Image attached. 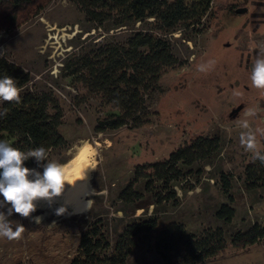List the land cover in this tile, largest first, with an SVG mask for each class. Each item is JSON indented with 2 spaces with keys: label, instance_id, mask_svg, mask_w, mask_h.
<instances>
[{
  "label": "rangeland",
  "instance_id": "obj_1",
  "mask_svg": "<svg viewBox=\"0 0 264 264\" xmlns=\"http://www.w3.org/2000/svg\"><path fill=\"white\" fill-rule=\"evenodd\" d=\"M228 5L246 10L230 14ZM19 21L12 29L0 30V51L30 73L29 87L51 88L62 105L59 130L68 147L51 150L49 158L65 165L82 145L93 146L94 154L87 174V208L73 212L45 201L32 214L43 218L40 224L13 214L10 219L23 224L26 231L19 240L0 238V264H65L80 231L90 222L101 218L103 230L113 239L127 220L148 215L157 218V228L172 220L182 221L195 233L221 226L228 245L199 264H264V237L245 247L230 243L232 233L264 224V185L253 190L245 187L244 165L251 154L239 143L236 119L242 117L245 106L264 108V92L253 88L249 79L252 61L264 46V0H214L198 29L180 27L172 32V52L183 63L167 68L157 90L146 97L151 111L147 122L99 132L94 128L96 119L109 106L81 83H69L61 67L99 39H121L127 29L110 27V23L94 27L71 0H50L38 14ZM209 59L216 61L215 67L199 72L197 65ZM251 124L264 127V112ZM199 134L218 135L220 147L208 160L186 167L189 172L173 183L176 204L154 202L144 182L135 186L143 193L141 202L153 201L146 209L118 200V191L130 180L135 164L163 159ZM260 143L264 145V138ZM37 170L43 172V168ZM221 172L232 183L235 212L227 224L215 216L217 207L227 202L219 182ZM61 207L65 211L57 215ZM155 232L140 234L126 264L162 263L152 243Z\"/></svg>",
  "mask_w": 264,
  "mask_h": 264
},
{
  "label": "trees",
  "instance_id": "obj_2",
  "mask_svg": "<svg viewBox=\"0 0 264 264\" xmlns=\"http://www.w3.org/2000/svg\"><path fill=\"white\" fill-rule=\"evenodd\" d=\"M49 1L0 0V30L12 29L20 18L38 14ZM71 1L96 28L110 23V27L127 29L121 39H99L91 49L72 56L61 67L69 83H81L87 92L99 95L104 106H109L96 119L95 130L144 124L151 113L145 104L146 97L157 90L167 68L183 63L172 52L171 33L180 27L198 29L210 13L214 0ZM231 6L228 5V13L233 14L235 8ZM5 75L16 79L22 91L19 104L0 105V111L7 110V115L0 117V139L24 151L39 146L49 152L67 148L68 141L59 130L64 112L54 91L29 87L30 73L0 55V77ZM219 147L218 135L199 134L172 149L163 159L135 164L130 180L118 191V200L132 204L134 209H146L153 201L176 204L173 183L189 172L186 167L208 160ZM25 166L42 168L34 159L25 161ZM243 174L247 189L264 185V165L259 161H248ZM140 182H144L143 187L152 194L153 201L141 202L143 193L136 187ZM219 182L227 202L217 207L215 216L227 224L235 212L231 206V178L221 172ZM157 222L153 215L133 216L111 239L98 218L80 231L65 264H126L140 234L155 229L152 243L161 264H199L228 245L221 226L195 233L182 221H168L160 228ZM262 237L264 224L254 223L244 231L232 233L230 243L234 247H245Z\"/></svg>",
  "mask_w": 264,
  "mask_h": 264
},
{
  "label": "clouds",
  "instance_id": "obj_3",
  "mask_svg": "<svg viewBox=\"0 0 264 264\" xmlns=\"http://www.w3.org/2000/svg\"><path fill=\"white\" fill-rule=\"evenodd\" d=\"M4 53L0 51V55ZM216 61L209 59L197 65L201 73L210 72ZM251 86L264 92V46L259 47L252 61L249 73ZM21 87L17 80L11 76L0 77V105L4 103L21 102ZM239 94V93H235ZM264 108L259 105L243 108V115L238 116L237 122L241 129L239 135L240 145L251 154L252 162L259 161L264 165V145L260 139L264 138V127H252L251 121ZM7 110L0 111V117L6 116ZM34 159L38 167L25 166V161ZM75 183V182H74ZM69 183L66 179L65 165L49 158V151L44 146L30 148L27 151L14 147L8 140L0 139V238L15 241L22 238L26 228L23 224L10 219L13 214L40 224L42 217H33L40 201L51 203L59 196ZM4 209H7L4 211ZM64 208L56 210V214H63Z\"/></svg>",
  "mask_w": 264,
  "mask_h": 264
},
{
  "label": "bare ground",
  "instance_id": "obj_4",
  "mask_svg": "<svg viewBox=\"0 0 264 264\" xmlns=\"http://www.w3.org/2000/svg\"><path fill=\"white\" fill-rule=\"evenodd\" d=\"M91 148L88 145L80 146L70 160L65 163L66 179L69 183H75L66 184L64 191L53 201L70 208L73 212L83 211L88 206V200L85 199V195L90 190L87 174L94 154L93 150H90ZM44 202L40 201L38 204L41 205Z\"/></svg>",
  "mask_w": 264,
  "mask_h": 264
},
{
  "label": "water",
  "instance_id": "obj_5",
  "mask_svg": "<svg viewBox=\"0 0 264 264\" xmlns=\"http://www.w3.org/2000/svg\"><path fill=\"white\" fill-rule=\"evenodd\" d=\"M245 10H246V7H238V8H235V12H237V13L244 12Z\"/></svg>",
  "mask_w": 264,
  "mask_h": 264
}]
</instances>
